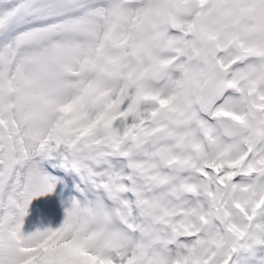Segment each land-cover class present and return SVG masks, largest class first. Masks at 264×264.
<instances>
[{
	"label": "snow or ice",
	"instance_id": "6c2138e0",
	"mask_svg": "<svg viewBox=\"0 0 264 264\" xmlns=\"http://www.w3.org/2000/svg\"><path fill=\"white\" fill-rule=\"evenodd\" d=\"M0 264H264V0H0Z\"/></svg>",
	"mask_w": 264,
	"mask_h": 264
}]
</instances>
